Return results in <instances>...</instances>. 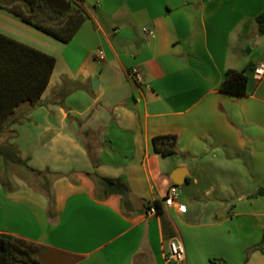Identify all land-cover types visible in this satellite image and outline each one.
<instances>
[{
	"label": "crops",
	"instance_id": "0c3cea01",
	"mask_svg": "<svg viewBox=\"0 0 264 264\" xmlns=\"http://www.w3.org/2000/svg\"><path fill=\"white\" fill-rule=\"evenodd\" d=\"M82 4L89 18L69 42L0 8V32L57 59L45 105L13 125L42 173L18 170L13 190L0 181V233L41 245L42 264H169L172 237L184 264H264L259 249L247 259L264 224V0ZM229 68L246 70V93L221 89ZM163 134L178 137L177 153L154 151ZM180 167L205 206L180 198L185 212H150Z\"/></svg>",
	"mask_w": 264,
	"mask_h": 264
},
{
	"label": "trees",
	"instance_id": "16d2710c",
	"mask_svg": "<svg viewBox=\"0 0 264 264\" xmlns=\"http://www.w3.org/2000/svg\"><path fill=\"white\" fill-rule=\"evenodd\" d=\"M82 1L0 0V8L62 42H69L89 18ZM256 22L259 33L264 36V11L256 17ZM56 63L53 54L0 32V181L7 190L15 187L13 175L18 170L42 173L30 167L21 156L18 145L12 141L18 134L13 125L28 121L31 112L45 105L42 96ZM249 82L246 70L229 68L221 89L244 94ZM153 149L162 156L175 154L178 152V137L174 134L157 135L153 138ZM51 174L56 176V173ZM105 179L112 184L123 185L120 179ZM257 194H264V186ZM155 207L163 214L161 200L155 202ZM256 249L264 251V224L263 237L247 252V259ZM41 250L42 246L37 243L0 233V264H42L38 259ZM211 264L229 263L223 258H213Z\"/></svg>",
	"mask_w": 264,
	"mask_h": 264
},
{
	"label": "built area",
	"instance_id": "2783aa9c",
	"mask_svg": "<svg viewBox=\"0 0 264 264\" xmlns=\"http://www.w3.org/2000/svg\"><path fill=\"white\" fill-rule=\"evenodd\" d=\"M151 33V32H150ZM132 76L137 80H141V73L138 67L131 70ZM256 79L261 80L264 77V60H261L254 68ZM162 203L165 206H174L179 212H185L184 206L180 202L179 186L172 183L166 195L162 198ZM156 207H152L150 212H156ZM166 261L169 264H184L186 261V248L184 242L178 237H172L167 241L166 246Z\"/></svg>",
	"mask_w": 264,
	"mask_h": 264
},
{
	"label": "rangeland",
	"instance_id": "374dc122",
	"mask_svg": "<svg viewBox=\"0 0 264 264\" xmlns=\"http://www.w3.org/2000/svg\"><path fill=\"white\" fill-rule=\"evenodd\" d=\"M33 40H35L36 42H39L37 39H35V38H33ZM187 182H185L184 184H182V185H178L179 186V190H180V198H181V200H183L184 202H186V203H198V205L200 206V207H203V206H205L204 205V203H205V201L204 200H202V201H196V197L193 195V194H191L188 190H187V184H186ZM203 192H204V190H203ZM234 201H237L238 200V196H236L235 195V197H234V199H233Z\"/></svg>",
	"mask_w": 264,
	"mask_h": 264
},
{
	"label": "water",
	"instance_id": "95a60500",
	"mask_svg": "<svg viewBox=\"0 0 264 264\" xmlns=\"http://www.w3.org/2000/svg\"><path fill=\"white\" fill-rule=\"evenodd\" d=\"M249 50L250 48H248V51ZM98 83H99V80L95 79L94 87H97ZM186 176H187V169L185 167H180L172 172L171 179L173 183L177 185H182L186 181Z\"/></svg>",
	"mask_w": 264,
	"mask_h": 264
}]
</instances>
